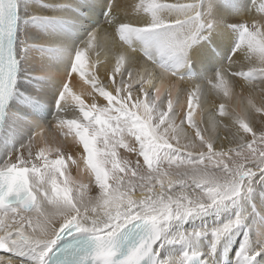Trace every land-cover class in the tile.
<instances>
[{"label": "snow or ice", "instance_id": "6c2138e0", "mask_svg": "<svg viewBox=\"0 0 264 264\" xmlns=\"http://www.w3.org/2000/svg\"><path fill=\"white\" fill-rule=\"evenodd\" d=\"M0 251L264 264V0H0Z\"/></svg>", "mask_w": 264, "mask_h": 264}, {"label": "bare ground", "instance_id": "6f19581e", "mask_svg": "<svg viewBox=\"0 0 264 264\" xmlns=\"http://www.w3.org/2000/svg\"><path fill=\"white\" fill-rule=\"evenodd\" d=\"M168 2H173V0H168ZM100 18L102 19V16ZM129 19H135V17L134 16H130ZM237 91H239V89H237ZM102 101H103V98H100V102H102ZM208 102H209V106H212V105L218 106L219 98L216 97L214 94L210 93L209 96H208ZM72 148H73V146L66 145V149L71 151ZM68 167H69V171H70L71 177L74 180L78 181L79 183H84V184H88L89 183V175H88V173L86 171H81V172L78 173V170H77L76 166L71 164L70 161L68 162ZM93 183H94V181H93ZM94 191H95V189H93V194H94ZM206 219H210V217H206ZM221 219H223V215H222ZM236 241L237 242L239 241V237L236 238ZM233 247H235V244L233 245Z\"/></svg>", "mask_w": 264, "mask_h": 264}, {"label": "rangeland", "instance_id": "374dc122", "mask_svg": "<svg viewBox=\"0 0 264 264\" xmlns=\"http://www.w3.org/2000/svg\"><path fill=\"white\" fill-rule=\"evenodd\" d=\"M103 102V101H102ZM206 219V218H205ZM215 219V216H211L210 219H206V220H214ZM198 223V222H197ZM1 255H4V254H1Z\"/></svg>", "mask_w": 264, "mask_h": 264}]
</instances>
